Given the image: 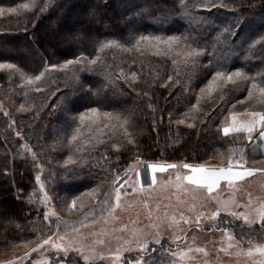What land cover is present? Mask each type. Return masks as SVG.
Listing matches in <instances>:
<instances>
[{
	"label": "trees",
	"instance_id": "obj_1",
	"mask_svg": "<svg viewBox=\"0 0 264 264\" xmlns=\"http://www.w3.org/2000/svg\"><path fill=\"white\" fill-rule=\"evenodd\" d=\"M181 2L0 0L5 9L0 15V63L16 66L0 69V261L35 247L38 235L43 239L53 233V223L47 225L42 216L37 164L43 168L45 191L60 213L81 197L76 207L83 210L67 217L76 224L79 216L92 213L94 205L101 212L107 209L105 204L100 207V196L112 193L115 175L122 177L136 156L147 163L213 162L224 167L229 149L237 150L235 159L242 148L245 167L264 159L260 146H253L244 134L225 136L221 130V123L233 113L264 111L256 99L258 91L248 98L253 82L264 86V44L259 42L264 37V0H183L186 9ZM26 3L29 9L21 7ZM8 8L17 11L10 13ZM238 21L242 28L235 27ZM230 26L235 36L225 31ZM140 35L182 40L187 36L183 50L190 45L203 49V54L188 63L175 53L157 55L148 50L147 42L135 46ZM107 40L124 47L105 49L99 53L102 63L96 65L61 67L81 56L95 58L99 42ZM237 69L249 79L238 86L225 83L211 96L207 90L201 93L216 71ZM40 72H45L40 81L27 83V77ZM90 108L99 110L98 126L79 121V114ZM105 112L121 117L123 134L110 132L112 120L103 116ZM124 118L128 123L122 126ZM180 119L185 123H177ZM77 126L78 139L71 141ZM125 129L134 145L128 143ZM77 147L83 150L77 152ZM29 152L35 153L34 161ZM95 188L94 199L81 196ZM219 221V231L227 229L246 240L259 239L264 232L260 224L247 228L229 217ZM27 241L33 243L25 248ZM153 249L148 251L150 264H178L169 253L157 250L162 248ZM138 257H125V264ZM60 261L82 264L72 256H58L52 263Z\"/></svg>",
	"mask_w": 264,
	"mask_h": 264
},
{
	"label": "rangeland",
	"instance_id": "obj_2",
	"mask_svg": "<svg viewBox=\"0 0 264 264\" xmlns=\"http://www.w3.org/2000/svg\"><path fill=\"white\" fill-rule=\"evenodd\" d=\"M147 44L148 43H145V45ZM148 45V50L152 53H157L159 50L154 45ZM164 47L165 46L162 45L161 48ZM236 116L238 120L248 119V113H236ZM95 118L96 117H93V119ZM111 120V127H113L114 131L110 132L123 134L118 120L114 119V117ZM230 122L231 115L221 123V130L224 126L229 125ZM84 125L98 126L97 123H92L89 119H85ZM257 136L258 132H256V137ZM256 144L257 146H260V154L264 155V144H261L260 142H257ZM29 155L31 160L34 161L35 159L32 153L29 152ZM254 164L256 168H264V159L258 160ZM206 165L214 166V163L208 162ZM135 167L140 168L139 177L135 175L133 170L128 171L127 177H124V174L122 175V178L127 179L128 183L124 185L121 192L127 193V195H122L121 205L119 208L115 209L112 216L109 215L108 207L101 212L99 209L97 210L94 205L95 210L92 209V213L87 216L84 214L83 217L79 216L81 217V221L76 224H73L74 222L67 217H69V215L75 216L83 209L81 210L80 208L75 207L69 210L70 203L62 209V214L56 205V201L53 200L52 203V198L48 201L47 206L45 205L43 202L45 187L44 190H41V187H39L40 202L43 206V219L46 212L52 211H55L60 218L57 220V217L51 216L49 220L44 221H46L47 225L53 223L51 225L53 233L56 231L57 223H59L61 231L66 232L67 236L75 237L86 247L95 248L98 253L104 254V259H96L92 261L91 264H125V257L141 255L140 250L135 247V243L131 246L132 250L122 251L119 261H115L113 256L110 255L111 253H115L118 248L123 249L129 247L124 244V241H134L133 233L137 230L142 231L145 234L143 238H146L149 241L148 251L152 248L157 249V247H160L162 249L157 250L170 254L173 251L180 252L183 250L187 252L188 248H192L193 251L187 253L183 260L175 261L178 264H260V261L264 260V256H261L255 251H253L251 256L244 254L237 255L236 253L240 250L247 252L251 245L248 243L249 240L237 237L230 230H228L229 233L235 238L233 241H228L226 235H224L225 239H218L220 236L213 235L216 232H220L218 230V226L221 224L219 218L223 220V217H229L233 221L240 222L247 228L252 227L254 224H246L242 218L237 219L224 211H221L220 215L214 220L209 219V214L218 208V199L225 201L234 199L236 204L241 205V207H233V210L236 212H246L250 211L252 208L259 207L260 204L264 202V189L261 188V186L264 185V175L262 177H255L254 181H248L253 185L250 186V184H247L246 187L231 186L229 188L220 183V186L214 190L211 196H209L206 190L197 189L188 185L186 181L184 182L183 187H176L175 176L178 173L180 175L187 174L189 171L187 169L179 167L177 169H168L165 171L167 172L165 174H162L164 172L157 171L155 174L157 183L149 187L152 183L150 169H148L146 165H135ZM36 168L37 175L41 177L43 168L40 164H37ZM170 177L172 178L171 181H169ZM123 179L119 183H123ZM119 183L117 184V187H119ZM38 184L40 185V183ZM141 185L143 186L142 189ZM133 186L137 188L136 193L132 192ZM184 187H187L188 190L185 191ZM68 192H72V190H69ZM103 197L104 195L102 194L100 200H98V202L101 201L102 204L100 207L104 204ZM108 201L109 205H115L114 193H110ZM250 201V207H244V205H249ZM193 205L195 206L194 209L192 207ZM86 206H89V203H87ZM149 213H151V215H149ZM200 213H203L204 215L201 217L199 226H197L195 222L196 216ZM181 214H183L184 219L191 222L185 223L184 219L181 218ZM172 216H175L176 221H179V223L170 222L169 217ZM153 224L156 225V227H151ZM255 224L261 225L260 222ZM73 228H76L79 231L73 232ZM53 233L51 235H53ZM157 233L160 236L161 245L163 247L155 244L154 236ZM174 234L183 238L179 241L173 242ZM55 239L56 236L53 235V240ZM222 239L226 240L224 241L225 244L222 241H219ZM97 240L103 241V243H95ZM252 241L254 244H264V232L259 239H253ZM229 243H231L233 247L229 248ZM224 246H226L227 251L222 250ZM44 248H48V246L45 245ZM195 248H203L205 251L195 252ZM28 250L26 249L19 256L8 260L13 261V264H37V262L43 260H47L48 264H55L52 262H55L58 256H72L74 261H80L82 264H87L82 256L76 251H69L67 255L62 252L59 255H56L54 249L49 251H43L42 249L41 251L43 252V255H41L40 252H36L31 253L29 256H25L24 253ZM56 264L63 263L60 261Z\"/></svg>",
	"mask_w": 264,
	"mask_h": 264
},
{
	"label": "snow or ice",
	"instance_id": "obj_3",
	"mask_svg": "<svg viewBox=\"0 0 264 264\" xmlns=\"http://www.w3.org/2000/svg\"><path fill=\"white\" fill-rule=\"evenodd\" d=\"M34 6V5H33ZM215 6V5H213ZM21 7L24 9H29V4H23ZM44 7H41V11L44 10ZM181 7L182 9H186L188 5L186 3H183V0L181 2ZM7 12H16V8H8L6 10ZM5 12L4 8H0V14H3ZM237 28H242L243 25L239 21L235 25ZM225 31H227L230 35L235 36L236 33L232 31L231 26L229 28H226ZM188 37L185 36L183 37V40H187ZM183 40L181 36H168L166 38H162L160 36H145V35H140L138 39H136L135 46H139L141 42H147L150 45L156 46L159 50L157 51V55L161 54V52L164 55H168L171 53H175L176 55H180L184 58V62H195V58L198 57L199 55L203 54V49L200 48H191L190 45H188L187 51L183 50ZM260 43L264 44V37L261 38L259 41ZM161 45H164V48H160ZM111 47H117V48H123L124 45L121 44L120 42L116 40H107V41H100L99 42V48L97 51V55L95 58L89 60L87 56H81L78 57L75 61L73 60H68L65 62L62 68H67L68 65L72 64H80L83 66H88V65H96L98 61H101V57L99 53L104 52L105 49L111 48ZM102 63V61H101ZM173 63H176V60H173ZM16 66L13 64H5V63H0V69L8 68V69H14ZM53 68L57 67L56 65L52 66ZM121 73L123 74V70L121 69ZM45 75V72H40L39 75H36L35 77H27V83L28 84H33L35 81H40L41 78ZM131 78L132 80L136 79V73H131ZM171 79V77H169ZM249 77L245 75L240 69H237L234 72H227L225 73L224 71H216L215 74L213 75V78L211 81H209V84L205 88H202L200 91L201 93H205L207 90V93L209 96H211L212 92L216 91L217 88H222L225 83L231 82L233 86H238L239 83H242L246 80H248ZM41 89L39 87L36 88V91H40ZM254 91L259 92V97L256 98L258 103H261L264 105V86H259L255 82L251 84V87L248 89V98H254ZM0 107H2V104H0ZM193 107H196L193 105ZM20 110H24V106H20ZM98 112L99 110L97 108H90L88 109V113H91L92 115L89 116L88 113H80L79 114V121L81 124L85 121V119H89L92 121V123H96L98 120ZM5 115L7 113L5 112ZM103 116L109 119H112V114L105 112L103 113ZM93 117H96L93 119ZM74 121L76 117L72 118ZM114 119L120 121L121 117L116 116ZM128 120L127 118H124L122 120V126L127 124ZM177 123L183 124L185 123L184 119H180L177 121ZM222 132L225 136H228L230 133L233 134H244L245 138L252 142L253 146L256 145L257 142H260L261 144H264V111H251L248 112V119L245 120H238L237 116L235 113L231 115V122L229 125L224 126L222 128ZM258 132V136L254 137L253 133ZM74 133L71 136V141H76L78 139V134L80 133V128L77 126L74 129ZM19 136L20 133H17ZM125 135L129 136L128 143L133 144L135 141L130 138V134L128 133L127 129H125ZM85 143H88V141H85ZM27 151H31V148L28 147L27 144L23 145ZM95 145H93V148ZM113 147L119 149L121 147L118 144H113ZM82 147H77L76 151H82ZM236 151L235 149H229V159L226 167H217V166H210L206 165L204 163L201 164H190V163H182L180 165H177L175 163H147L145 161H142L139 156L135 157V160L129 164L128 169H125L124 171V177H127L128 171L133 170L135 172V175L139 177L140 175V168L135 167V165H146L148 169L151 170L152 172V183L149 185L151 187L152 185H155L157 183L155 173L157 171L159 172H165L168 169H177L183 168L189 170L187 174L185 175H180L179 173L175 176V181H176V187L181 188L184 186V182L186 181L188 185L194 186L197 189H204L206 192L209 194V196L212 195L215 189H217L220 186L221 181H227L228 185L234 186L235 182L238 181H243L246 177L252 176L256 172H260L261 174H264V168H255V167H245L244 165L247 163L246 160V153L244 150L241 148L239 149V156L238 158L233 159L236 157ZM33 156H35V153H33ZM69 160H71V156L69 157ZM255 163V161H254ZM123 178L119 175L116 174L115 178L111 182V188H112V193H114L115 197V205H109L108 197L110 193L105 192L103 203L108 206L109 210V215L112 216L115 212L116 208H119L121 205V198L122 195H127V193H122L121 189L124 187L125 184L128 183L127 179H123V183H119ZM171 177L169 178V181H171ZM36 180L38 183H40L41 190H44V183L41 182V177L37 175ZM119 183V187H117V184ZM167 183V182H166ZM141 185V189H142ZM184 190L187 191L188 188L184 187ZM98 188L92 189L90 193L88 194H81L83 195H89L93 199L95 198V194L97 193ZM132 192L136 193L137 188L132 187ZM51 199V197L48 195V193L45 191L44 192V197H43V202L47 206L48 201ZM81 197L78 196L74 198L71 202V205L69 206V210L73 209L77 205V201L80 200ZM218 208L215 211H212L209 214V219H215L220 215L221 211L227 212L229 215L237 218V219H243V221L246 224L252 225L257 222L261 223V227L264 228V202L260 204L259 207L257 208H252L250 211L246 212H236L233 210V207H241V205L236 204L235 200H217ZM251 201L249 202V205H244V207L248 208L250 207ZM81 208L84 207V204L81 203L80 205ZM193 209L195 206H192ZM85 216L88 215V213H84ZM151 215V213H149ZM203 213H200L199 215L196 216V224L199 226L201 217L203 216ZM51 216L57 217V220H59V216L55 211L52 212H46L44 214V220H49ZM181 218H183V214H181ZM170 222L172 223H179V221H176L175 216L169 217ZM185 223H190L191 221L184 219ZM151 227H156V225H151ZM219 230V229H218ZM39 232V229H37ZM73 232H78L79 230L76 228L72 229ZM227 240L228 241H233L235 238L228 232L227 229L223 230ZM53 235L56 236V239L53 240ZM53 235H48L46 238L41 239L38 235V242L35 243V247L30 248L28 251L24 253L25 256H29L31 253H36L40 252L41 255H43V252L41 251H49L54 249L55 254L59 255L61 252L64 253L65 255L68 254L69 251H76L78 254H80L85 262L87 264H91L92 261L96 259H104V254L103 253H98L95 248H88L86 247L81 241H78L75 237H70L66 235V232L61 231L60 224L57 223L56 225V231L53 233ZM144 233L142 231H134L133 236H134V241L133 240H126L124 241L125 245H128L129 247L123 248V249H117L115 253H111L110 255L113 256V259L115 261H119L122 251H130L131 246L133 243H135V247L140 250L141 255L133 262V264H150L152 257L148 253V248H149V241L144 237ZM183 237L179 235L173 236V242L179 241ZM154 241L156 245H161V239L159 234L157 233L154 236ZM33 243L32 241H27L24 242V247L28 248V245ZM95 243L100 244L103 243V241H95ZM248 243L251 245V247L247 250V252H244L243 250L238 251L236 254L237 255H248L251 256L253 254V251L256 253H259L261 256H264V244H254L253 241L250 239ZM47 245L48 248H44V246ZM161 247H163L161 245ZM229 248L233 247L231 243L228 245ZM226 251L227 249H222ZM155 251V249H153ZM192 248H188L187 252L185 251H180V252H171L170 255L173 258V261L176 260H183L184 257L187 255V253L192 252ZM195 252H204L205 250L203 248H195ZM147 257V259H145ZM0 264H13V261L8 260V261H0ZM37 264H48L47 260L39 261ZM171 264V262H170ZM260 264H264V260L260 261Z\"/></svg>",
	"mask_w": 264,
	"mask_h": 264
},
{
	"label": "crops",
	"instance_id": "obj_4",
	"mask_svg": "<svg viewBox=\"0 0 264 264\" xmlns=\"http://www.w3.org/2000/svg\"><path fill=\"white\" fill-rule=\"evenodd\" d=\"M165 173H167V172H164V173H162V174H165ZM156 174V173H155ZM150 175H153L152 174V172H151V170H150ZM264 174H261L260 172H256V173H254L252 176H249V177H246L243 181H238V182H235V184H234V186L235 187H246L247 186V184H250L248 181H250V180H255V177H262ZM220 183H222L223 184V186L225 185V187H229L230 188V186L228 185V182L227 181H222V182H220ZM251 185H253V184H250V186ZM194 187V186H193ZM261 188H263L264 189V185H262L261 186ZM229 232V231H228ZM214 236H220L218 239H220V238H224L225 239V233H224V231H220V232H216L215 234H213ZM234 237V236H233ZM224 239H222V240H219V241H222L224 244H225V242L224 241H226V240H224ZM227 239V238H226ZM219 248V247H218ZM220 249V248H219ZM222 249H226V246H224V248H222ZM227 251V250H226Z\"/></svg>",
	"mask_w": 264,
	"mask_h": 264
}]
</instances>
